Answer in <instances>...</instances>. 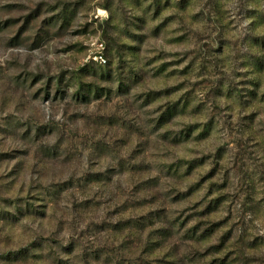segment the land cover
<instances>
[{"label":"rangeland","instance_id":"374dc122","mask_svg":"<svg viewBox=\"0 0 264 264\" xmlns=\"http://www.w3.org/2000/svg\"><path fill=\"white\" fill-rule=\"evenodd\" d=\"M0 264H264V0H0Z\"/></svg>","mask_w":264,"mask_h":264},{"label":"built area","instance_id":"2783aa9c","mask_svg":"<svg viewBox=\"0 0 264 264\" xmlns=\"http://www.w3.org/2000/svg\"><path fill=\"white\" fill-rule=\"evenodd\" d=\"M95 58H96L97 61H99L101 63H105L106 62V59L101 54L100 55H97Z\"/></svg>","mask_w":264,"mask_h":264}]
</instances>
